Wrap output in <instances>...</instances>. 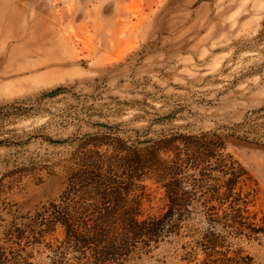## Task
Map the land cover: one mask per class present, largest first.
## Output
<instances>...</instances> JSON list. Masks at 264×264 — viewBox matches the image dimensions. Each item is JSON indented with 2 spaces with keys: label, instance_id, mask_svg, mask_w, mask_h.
I'll list each match as a JSON object with an SVG mask.
<instances>
[{
  "label": "rangeland",
  "instance_id": "1",
  "mask_svg": "<svg viewBox=\"0 0 264 264\" xmlns=\"http://www.w3.org/2000/svg\"><path fill=\"white\" fill-rule=\"evenodd\" d=\"M237 171L234 212L215 200ZM128 197L169 208L158 243L106 233ZM55 210L71 232H44ZM0 248L264 264V0H0Z\"/></svg>",
  "mask_w": 264,
  "mask_h": 264
},
{
  "label": "trees",
  "instance_id": "2",
  "mask_svg": "<svg viewBox=\"0 0 264 264\" xmlns=\"http://www.w3.org/2000/svg\"><path fill=\"white\" fill-rule=\"evenodd\" d=\"M244 173L237 171L232 173V177L228 178L223 185L224 191L219 193L215 200V205L218 207H229L234 212H239L242 207L247 206L246 196H241L242 187H238V190L234 192L236 184L239 182L238 178ZM219 191H217L218 193ZM128 207H123L122 211L115 213L114 208H109L106 213L111 214L112 221L106 226V233L110 235L111 239H124L127 242L136 241L135 239L143 238L145 241H153L158 243L160 237L164 234H168V227L165 226V222L169 217V208L161 215H149L145 213L143 207H136L138 205L136 197H128ZM65 220V221H64ZM66 219H64V213L59 210H55L48 214L45 219L44 232L54 230L55 226L59 224L64 227L66 231L71 232L70 225H67ZM231 222L241 224L236 219H231ZM129 252H132L131 250ZM0 255L1 248H0Z\"/></svg>",
  "mask_w": 264,
  "mask_h": 264
}]
</instances>
